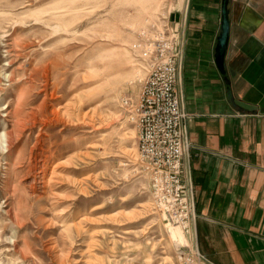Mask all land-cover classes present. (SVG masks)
Listing matches in <instances>:
<instances>
[{
    "label": "rangeland",
    "instance_id": "374dc122",
    "mask_svg": "<svg viewBox=\"0 0 264 264\" xmlns=\"http://www.w3.org/2000/svg\"><path fill=\"white\" fill-rule=\"evenodd\" d=\"M178 1L0 0V264H178L122 107Z\"/></svg>",
    "mask_w": 264,
    "mask_h": 264
},
{
    "label": "crops",
    "instance_id": "0c3cea01",
    "mask_svg": "<svg viewBox=\"0 0 264 264\" xmlns=\"http://www.w3.org/2000/svg\"><path fill=\"white\" fill-rule=\"evenodd\" d=\"M179 0L166 15L181 50L179 87L197 217L190 233L214 264H264V0Z\"/></svg>",
    "mask_w": 264,
    "mask_h": 264
},
{
    "label": "built area",
    "instance_id": "2783aa9c",
    "mask_svg": "<svg viewBox=\"0 0 264 264\" xmlns=\"http://www.w3.org/2000/svg\"><path fill=\"white\" fill-rule=\"evenodd\" d=\"M176 36L166 14L137 33L131 50L141 77L137 91L122 98V107L136 126L137 166L149 178L153 207L190 234L197 211L192 182L182 176V157L190 144ZM189 240L177 247L178 264H214Z\"/></svg>",
    "mask_w": 264,
    "mask_h": 264
},
{
    "label": "water",
    "instance_id": "95a60500",
    "mask_svg": "<svg viewBox=\"0 0 264 264\" xmlns=\"http://www.w3.org/2000/svg\"><path fill=\"white\" fill-rule=\"evenodd\" d=\"M228 1L229 0H222L221 28L216 46V62L220 69H222L223 67V58L228 40V30H229L228 8H227Z\"/></svg>",
    "mask_w": 264,
    "mask_h": 264
},
{
    "label": "bare ground",
    "instance_id": "6f19581e",
    "mask_svg": "<svg viewBox=\"0 0 264 264\" xmlns=\"http://www.w3.org/2000/svg\"><path fill=\"white\" fill-rule=\"evenodd\" d=\"M4 139H5V142H6V148L10 149V147H11V145L13 143V135H12L11 131H6L4 133ZM182 237H183V235H182Z\"/></svg>",
    "mask_w": 264,
    "mask_h": 264
}]
</instances>
